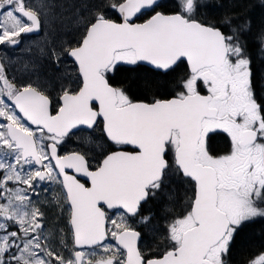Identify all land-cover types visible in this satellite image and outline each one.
Instances as JSON below:
<instances>
[{
  "label": "snow or ice",
  "instance_id": "6c2138e0",
  "mask_svg": "<svg viewBox=\"0 0 264 264\" xmlns=\"http://www.w3.org/2000/svg\"><path fill=\"white\" fill-rule=\"evenodd\" d=\"M202 7L204 0H180L171 13L164 0H0V43L15 47L42 29L55 37L69 19L79 33L67 47L48 41L50 58H71L78 70L75 86L55 98L39 81L17 87L0 66V264H230L241 230L264 218V71L257 87L242 41L250 23L201 19ZM259 42L264 54V28ZM141 62L164 76L185 65L165 93L171 98L138 97L140 85L109 76ZM78 132L87 135L61 155ZM210 133L226 134L223 154L213 153ZM171 177L187 186V201L175 214L166 210L163 251L158 242L143 250L139 229H155L154 215L140 208ZM50 189L58 192L41 200ZM44 208L70 226L59 229L58 243L55 226L44 234ZM108 210L119 213L114 227ZM249 264H264V254Z\"/></svg>",
  "mask_w": 264,
  "mask_h": 264
},
{
  "label": "flooded vegetation",
  "instance_id": "af4514ba",
  "mask_svg": "<svg viewBox=\"0 0 264 264\" xmlns=\"http://www.w3.org/2000/svg\"><path fill=\"white\" fill-rule=\"evenodd\" d=\"M29 1H34V0H29ZM207 4V3H206ZM207 7H202L198 14L200 15L201 18H207V19H215L217 21H219L220 17L218 18L216 15H211L210 11H206ZM1 23V22H0ZM1 31V28H0ZM21 42V40H20ZM7 45L11 46L9 44H7V42L4 43H0V66H2L5 69V76L6 78L14 83L17 87L28 83L29 81L24 80L19 78L18 73H17V66H16V56L15 54H17V52H13L11 53L9 50H7ZM20 45V43L15 46L14 48L18 47ZM13 47V46H11ZM71 66H73V63H71ZM124 68V69H129V68H136L137 66H133V65H126V64H119L116 66V70L112 73H109V76L113 78V76L115 75L116 71L118 68ZM137 68H141V70H143V72H146L148 74H150L151 76L155 77L156 81L158 82V84L160 85V83H162V87H166L167 88V92L171 91V87H172V82L176 79H178L179 76H181L185 70V65L181 64L179 67L176 68L175 72H170L167 76L164 75H156L150 71H148V67L141 65L140 67ZM73 69L75 71V73L73 75H68L66 78H69V81L67 82L66 78L64 79L63 82L60 83H49L48 82V77L46 78V76L44 77H40L39 79H35L33 81L30 82H37L39 81L41 84H44L46 89L51 93V96L53 98H55L58 94H60L61 91V87H74L75 86V82L77 81V77H78V71L77 69L73 66ZM46 79V80H44ZM44 80V82L42 81ZM2 82H0V87H2ZM153 95H158L161 98H171V96H165V94H161L160 92H153V93H149L148 95H140V97H147L148 99H151ZM5 100H7L6 97H4ZM10 103V102H9ZM0 121H2L3 123H7V121H3L2 118H0ZM27 123V122H25ZM87 135V132H78L76 133L75 136L71 137V139L68 141V143L64 144L63 147H61L59 149L60 154L63 155L65 154L67 151H71L72 149H74L76 147L77 144V137H82ZM211 137V141H210V147L213 151L214 154H223V152L225 151L226 148V143H227V136L225 133H220L219 135L215 134V133H210L209 134ZM0 150L2 151L3 149L0 148ZM96 153H99L100 149L96 148L95 149ZM90 164H95V160H90L89 161ZM54 163V162H53ZM68 174L73 175V171L72 170H67ZM0 175H2V170H0ZM177 183L180 184V186H182V190H183V194L181 195V197H179V200L176 197V186ZM26 187V186H24ZM187 186L184 185L182 182H178L177 179L175 177H171L170 181L166 183V187L165 190L163 192H161L158 196H156L155 198L149 199L147 201V203H142V207L140 208V212L141 215H146V214H153L154 215V219H153V228L155 229L154 232L149 233L147 232V230L144 229H139L141 230L144 235L142 236V238L138 241V246L143 249L146 250V245H152L155 248V243L158 242L160 244V251H163V240H162V229L164 228L165 224H166V220H165V216L168 215L169 213L166 210H170L171 214H175L179 211L182 210L184 204L186 203V198L188 197L189 193H187L186 191ZM56 192H58V189H50L47 193H45L43 190L40 191V199L44 200L45 196L48 197V199H52L53 196L56 194ZM173 192V196H170L169 193ZM173 198V199H172ZM181 199V201H180ZM2 202V201H0ZM171 204H174L173 206H171ZM106 207V206H105ZM46 213L45 218L43 220V228H44V234L48 235L49 233H51L54 229L55 226V231L57 233V243H58V234H59V229L60 228H65L68 229L70 226L67 225V221L66 219H61L58 217L57 214H54L53 211L50 208H44L43 209ZM108 215L110 216V219L108 221V225L109 227H114V225H112V221L113 220H118L119 218V213H117L114 210H108ZM136 220H139V217L136 218ZM129 223H133V221L130 219L128 221ZM248 225H251L249 227L246 228V230H248V228L251 230L254 229L256 231H258L256 234H262V243L255 249V251L253 253H251L249 256H247L244 260L242 261H236V264H249V262L251 260H255L257 257H259L260 255L264 254V218H256L254 222L248 223ZM10 231H19L18 228H10ZM155 236L156 240L154 242L153 237ZM109 239H110V235H109ZM68 240L69 243H71V236L70 234L68 235ZM65 255H67V253H65ZM230 264H234L230 261Z\"/></svg>",
  "mask_w": 264,
  "mask_h": 264
},
{
  "label": "trees",
  "instance_id": "16d2710c",
  "mask_svg": "<svg viewBox=\"0 0 264 264\" xmlns=\"http://www.w3.org/2000/svg\"><path fill=\"white\" fill-rule=\"evenodd\" d=\"M208 7L206 11H210L211 15H216L219 20L223 19L225 15H230L234 20L233 27L237 25H243L250 23L251 30H245L242 36V41L246 44V47L251 54L252 67L254 71V82L257 87L260 84V74L264 71V54L261 53L259 34L262 28H264V4L261 0H207ZM130 69H135L134 71ZM48 77V73L46 78ZM113 81H124L131 82L140 87H134L133 91L136 96L148 95L153 92H160L161 94L167 93V88L162 87L156 81L155 77L150 74L143 72L141 68H118L115 75L113 76ZM46 80V79H44ZM148 82L150 87L145 88V82ZM180 182L179 180H177ZM176 197L183 194L182 186L179 183L175 184ZM173 196V192L169 193ZM173 199V198H172ZM187 200V198H186ZM181 201V199H180ZM174 204H171L173 206ZM246 226L243 228L237 237V242L234 245L231 255L229 257L230 261L236 264V261H242L247 256L255 251V249L262 243V234H256L258 231L251 228L246 230Z\"/></svg>",
  "mask_w": 264,
  "mask_h": 264
},
{
  "label": "rangeland",
  "instance_id": "374dc122",
  "mask_svg": "<svg viewBox=\"0 0 264 264\" xmlns=\"http://www.w3.org/2000/svg\"><path fill=\"white\" fill-rule=\"evenodd\" d=\"M71 3L72 0H69ZM78 4H88L93 2V0H75ZM29 3H34L30 1ZM73 10L69 9L66 13L68 17H72ZM113 10H109V15H111ZM81 14L87 16V11L81 9ZM2 25V22L0 23ZM3 32V27L0 26ZM78 25L73 19L67 20L65 26L59 29V32L55 37L46 35L48 29H42V33L39 37L35 39H23V43L19 48L16 49L18 56L17 70L22 73H27L29 77L47 76L49 83H60L72 72L69 67V61L66 58L57 64L52 58L47 54L48 51V41L51 39L54 42H59L60 40L66 41L65 47L69 44L75 43V38L78 36ZM43 50V51H42ZM14 52V51H13ZM67 82L69 78H66ZM44 82V80H42ZM1 151V150H0Z\"/></svg>",
  "mask_w": 264,
  "mask_h": 264
},
{
  "label": "water",
  "instance_id": "95a60500",
  "mask_svg": "<svg viewBox=\"0 0 264 264\" xmlns=\"http://www.w3.org/2000/svg\"><path fill=\"white\" fill-rule=\"evenodd\" d=\"M116 14L118 16V13H116ZM141 64L147 65L145 62H141ZM147 66H149V65H147ZM149 67H151V66H149Z\"/></svg>",
  "mask_w": 264,
  "mask_h": 264
}]
</instances>
